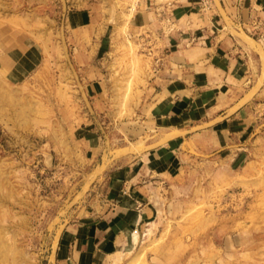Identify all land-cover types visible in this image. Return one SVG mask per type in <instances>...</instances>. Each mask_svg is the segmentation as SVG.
<instances>
[{"label":"rangeland","instance_id":"obj_1","mask_svg":"<svg viewBox=\"0 0 264 264\" xmlns=\"http://www.w3.org/2000/svg\"><path fill=\"white\" fill-rule=\"evenodd\" d=\"M138 1L0 0V264H57L63 230L103 213L110 177L149 146L151 80L165 54L154 30L133 27ZM83 11L91 23L72 26ZM102 38L108 52L98 53ZM253 94L241 161L231 169V157L194 152L110 264H264L263 73Z\"/></svg>","mask_w":264,"mask_h":264},{"label":"crops","instance_id":"obj_2","mask_svg":"<svg viewBox=\"0 0 264 264\" xmlns=\"http://www.w3.org/2000/svg\"><path fill=\"white\" fill-rule=\"evenodd\" d=\"M200 4L201 0L138 1L133 27L154 30L161 41L156 51L165 54L151 80L147 120L154 134L142 153L110 177L112 191L100 206L103 213L63 230L57 264H110L118 251L133 246V231L152 223L159 211V184L180 176L194 152L231 157V169L241 161L235 144L249 133L254 114V94L250 100L248 94L264 75V42L250 32L255 18L264 17V0H210L206 11ZM92 15L73 13L71 25L84 27ZM105 39H100L96 52L108 50L101 46Z\"/></svg>","mask_w":264,"mask_h":264},{"label":"built area","instance_id":"obj_3","mask_svg":"<svg viewBox=\"0 0 264 264\" xmlns=\"http://www.w3.org/2000/svg\"><path fill=\"white\" fill-rule=\"evenodd\" d=\"M207 3V1H205ZM251 34L254 36L255 34L258 35L259 40H264V25H258L257 23H254L253 30L250 31Z\"/></svg>","mask_w":264,"mask_h":264},{"label":"bare ground","instance_id":"obj_4","mask_svg":"<svg viewBox=\"0 0 264 264\" xmlns=\"http://www.w3.org/2000/svg\"><path fill=\"white\" fill-rule=\"evenodd\" d=\"M251 39V38H250ZM250 41V40H249ZM250 42H252V39H251V41ZM254 43V42H253ZM195 51V50H194ZM196 54V53H195ZM164 139V138H163ZM138 231L137 230H135V231H133V241H134V243L136 242V240H137V238H139L138 237Z\"/></svg>","mask_w":264,"mask_h":264}]
</instances>
